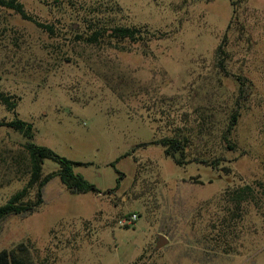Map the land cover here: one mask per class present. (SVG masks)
Segmentation results:
<instances>
[{
    "label": "rangeland",
    "instance_id": "1",
    "mask_svg": "<svg viewBox=\"0 0 264 264\" xmlns=\"http://www.w3.org/2000/svg\"><path fill=\"white\" fill-rule=\"evenodd\" d=\"M18 1L49 29L0 7V93L14 103L0 102V121H27L34 143L89 162L73 170L100 192L69 193L52 177L35 211L0 220V250L25 241L34 264H264L255 183L264 181V0H245L234 18L228 0ZM114 26L144 38L111 37ZM101 27L106 34L86 40ZM223 34L227 68L250 83L229 136L234 147L212 138L190 148L220 155L217 169L176 165L161 146L141 143L175 126L190 132L200 104L214 113L208 126L220 129L237 94L236 81L214 68ZM23 141L0 126V204L26 180L14 178L12 161ZM6 163L17 167L6 171ZM57 167L42 161L43 174ZM244 184L252 194L237 200L231 191ZM128 212L137 214L133 228L117 223ZM157 234L167 242L154 248Z\"/></svg>",
    "mask_w": 264,
    "mask_h": 264
},
{
    "label": "trees",
    "instance_id": "2",
    "mask_svg": "<svg viewBox=\"0 0 264 264\" xmlns=\"http://www.w3.org/2000/svg\"><path fill=\"white\" fill-rule=\"evenodd\" d=\"M245 0H228L231 7V16L234 18L237 15L239 5ZM0 7L10 9L15 13L19 14L21 18L31 20L37 26L48 28L41 22L36 21L33 17L28 15L23 8V5L18 0H0ZM107 28H98L93 30L86 36V40L89 42L96 41L101 35L106 34ZM109 36L119 39H129L131 41L139 40L144 38V35L140 34L138 29L135 27H124L114 26L110 28ZM153 36V33L151 34ZM78 39L81 36H76ZM148 38V37H146ZM225 34L222 36V40L217 44L214 50V68L218 74L222 76H231L237 84V94L232 99L230 109L226 113V118L223 125L218 129L214 123L209 124V117H214L213 111L207 104H200L199 110L197 111L198 118L196 123L190 128V132H183L178 126L172 127L169 134H164L158 138H154L145 144H155L162 147V153L164 156L169 157L171 161L176 165H181L185 162L196 161L204 163L214 169L219 168L220 155L205 156L202 152L194 153L190 151L192 146L198 145L202 142L204 145L207 144L212 138H217L218 142L225 147L233 148L234 144L230 141V133L233 126L236 123L237 117L239 116V109L241 104L245 102L250 93V83L242 75L234 74L227 68L228 51L224 47ZM111 81V80H110ZM112 82V81H111ZM110 82V83H111ZM109 83V84H110ZM113 91H117L116 86H112ZM8 95L0 93V102L3 103L8 109L14 107L13 101H10ZM162 103V101H161ZM205 117V118H203ZM0 126H6L12 130L18 132L24 141L21 144V148L14 155L12 161L14 163H6L4 167L6 171H11L10 167H17L18 170L15 172L18 175L14 178H20V176H26L24 184L8 196V198L0 204V220L8 214H30L35 211L38 206L42 203V187L54 176H57L69 193H84L93 192L99 193L100 190L90 181L85 179L80 173L73 170L74 166L88 165L89 162H81L71 160L56 153L51 148L36 144L33 141V129L32 125L19 118H13L8 121L1 120ZM213 126V127H212ZM213 132H218L213 136ZM139 146V145H138ZM133 151V149H131ZM129 155L126 151L119 155L114 161L110 162L111 166L114 165L119 158ZM43 159H50L57 163L58 167L46 173H42V161ZM17 161V163H16ZM224 170L225 167H222ZM117 177L113 189L119 185L121 172L117 171ZM13 179V177H12ZM257 190L260 191L261 197L264 202V181H256ZM34 189V197L28 198L30 190ZM253 188L249 184H244L236 189H232L233 195L237 200L244 198L245 196L252 194ZM132 212L125 213L123 215H129ZM122 215V216H123ZM124 228H133V224L128 226L124 225ZM0 264H34L33 258L30 253V247L27 242L19 241L12 245L8 249L0 250Z\"/></svg>",
    "mask_w": 264,
    "mask_h": 264
},
{
    "label": "built area",
    "instance_id": "3",
    "mask_svg": "<svg viewBox=\"0 0 264 264\" xmlns=\"http://www.w3.org/2000/svg\"><path fill=\"white\" fill-rule=\"evenodd\" d=\"M137 219V214L135 212L130 213L129 215H124L120 217L117 221L118 225L124 226V225H132L135 220Z\"/></svg>",
    "mask_w": 264,
    "mask_h": 264
},
{
    "label": "water",
    "instance_id": "4",
    "mask_svg": "<svg viewBox=\"0 0 264 264\" xmlns=\"http://www.w3.org/2000/svg\"><path fill=\"white\" fill-rule=\"evenodd\" d=\"M167 242V238L162 234L156 235L154 248H159Z\"/></svg>",
    "mask_w": 264,
    "mask_h": 264
}]
</instances>
